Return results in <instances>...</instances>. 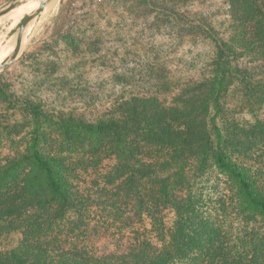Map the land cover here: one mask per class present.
<instances>
[{
  "label": "rangeland",
  "instance_id": "rangeland-1",
  "mask_svg": "<svg viewBox=\"0 0 264 264\" xmlns=\"http://www.w3.org/2000/svg\"><path fill=\"white\" fill-rule=\"evenodd\" d=\"M7 1L0 0V6ZM34 1L0 18V49L11 45L16 26ZM228 11V0H55L42 9L26 29L18 56L0 74L18 101L8 105L0 91V199L21 204L30 185L39 188L41 183L42 173L33 170L29 158L34 120L20 106L27 102L50 115L40 124L39 149L69 164L70 198L90 196L93 203L71 207L62 218L44 219L33 236L25 228L38 207L4 217L0 252L31 242L93 255L120 254L143 240L159 246L178 237V230L183 235L197 230L203 237L189 258L196 255L202 262L208 250H220L242 264H264V218L240 199L229 176L209 160L196 173L191 158L187 166L192 164L194 171L185 174L182 187L177 185L179 167L167 169L165 197L158 193V182L142 179L147 198L152 194L148 190L155 194L151 209L139 213L133 210L137 202L132 190L117 186L121 180L106 182L116 159L103 139L74 126L80 119L94 122L131 95L154 99L171 113L182 111L188 104L181 100L194 85L208 82L215 46L174 21L170 12L200 15L230 36L234 31ZM258 55L246 51L235 62L253 83L226 78L216 123L228 138L223 148L232 158L264 172V86L257 85L264 81V60ZM194 105L201 109L195 118L213 113L204 103ZM161 200L170 202L163 205ZM179 201L183 205L175 207ZM9 222L19 224L16 231L7 233Z\"/></svg>",
  "mask_w": 264,
  "mask_h": 264
},
{
  "label": "trees",
  "instance_id": "trees-1",
  "mask_svg": "<svg viewBox=\"0 0 264 264\" xmlns=\"http://www.w3.org/2000/svg\"><path fill=\"white\" fill-rule=\"evenodd\" d=\"M228 7L229 27L234 31L230 36L220 34L209 20L200 15L188 18L170 12L174 21L182 23L194 34L209 39L215 46L208 82L194 85L186 99L181 100L188 104L182 111L174 110L172 114L159 108L154 99L131 95L126 99L117 100L115 107L110 108L105 116L94 122L81 119L74 122V126L81 128L87 136L102 138L107 149L114 154L116 162L106 175V182L110 184L121 180L117 186L124 185L127 190H132L137 202L133 208L136 212L148 211L151 209L150 205H153L151 199L155 192L153 193V189L148 190L152 194L147 198V192L140 184L142 179L158 182V193L165 197L168 193V177L164 175L165 171L179 167L180 178L177 185L182 187L185 174L194 171L192 164L187 166L192 158L195 161L196 173L208 160L209 164L225 172L236 186L240 199L264 218V172L232 158L228 150L223 148L228 144V138H225L216 123L226 78L233 76L240 82L253 83L247 70L235 63L241 54L254 50V53L264 60V0H228ZM241 29L242 32H239ZM257 85L264 86V81L259 80ZM0 91L8 105L18 104L9 85L1 81V78ZM198 102L208 105L213 113L208 116L205 114L204 119L195 118L201 111L194 105ZM20 106L34 120L29 158L33 170L41 171L42 179L39 188L30 185L28 199L21 204L5 203L1 198L0 220L20 213L28 207H38L29 214L25 228H28L33 236L40 233L41 221L62 218L69 208L89 207L93 200L90 196L83 200L70 198L66 180L69 173L67 170H71L69 164L62 158L43 154L39 149L40 124L50 115L38 111L27 102H21ZM205 121L208 124L204 126ZM129 139L132 140L131 143ZM168 153L172 154L165 159ZM139 156L146 158H138ZM127 172L129 175L125 176ZM135 177L137 179H134ZM103 192V189H100L99 198ZM161 202L165 205L170 201ZM173 205H183V202L179 201ZM5 226L9 233L16 231L19 224L9 222ZM2 227L4 226L0 224V229ZM177 234L178 237H174L172 241H164L159 246L143 240L120 254L93 255L85 249L49 248L47 245L25 242L0 252V264H242L239 260H231L220 250H208L202 262L197 261L199 256L196 255L189 258V251H192L203 235L197 230L185 235L178 230Z\"/></svg>",
  "mask_w": 264,
  "mask_h": 264
},
{
  "label": "water",
  "instance_id": "water-1",
  "mask_svg": "<svg viewBox=\"0 0 264 264\" xmlns=\"http://www.w3.org/2000/svg\"><path fill=\"white\" fill-rule=\"evenodd\" d=\"M24 0H8L5 4L0 6V18L6 16L16 7H18ZM55 0H39L36 8L26 13L20 20L14 30V44L13 48L7 55L0 61V74L5 70L11 63L14 62L18 56L23 42V37L29 24L39 15L46 5L52 3Z\"/></svg>",
  "mask_w": 264,
  "mask_h": 264
},
{
  "label": "bare ground",
  "instance_id": "bare-ground-1",
  "mask_svg": "<svg viewBox=\"0 0 264 264\" xmlns=\"http://www.w3.org/2000/svg\"><path fill=\"white\" fill-rule=\"evenodd\" d=\"M38 1L39 0H35L34 1V3H33V5H32V7L26 12V13H28V12H30L31 10H33L34 8H36V6L38 5ZM33 2V0H24L22 3H27V4H31ZM47 6V5H46ZM12 12V11H11ZM10 12V13H11ZM8 15V14H7ZM6 15V16H7ZM26 37V36H25ZM13 44H14V40L12 41V43H11V45L9 46H7V47H5V48H2V49H0V61L1 60H3V58L7 55V53L8 52H10L11 50H12V48H13ZM24 45V44H23Z\"/></svg>",
  "mask_w": 264,
  "mask_h": 264
}]
</instances>
